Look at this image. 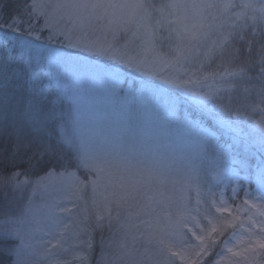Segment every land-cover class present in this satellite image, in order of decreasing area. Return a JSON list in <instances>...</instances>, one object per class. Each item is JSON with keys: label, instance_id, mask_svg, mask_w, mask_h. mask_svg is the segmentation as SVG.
I'll use <instances>...</instances> for the list:
<instances>
[{"label": "snow or ice", "instance_id": "obj_1", "mask_svg": "<svg viewBox=\"0 0 264 264\" xmlns=\"http://www.w3.org/2000/svg\"><path fill=\"white\" fill-rule=\"evenodd\" d=\"M0 264H264V0H0Z\"/></svg>", "mask_w": 264, "mask_h": 264}, {"label": "rangeland", "instance_id": "obj_2", "mask_svg": "<svg viewBox=\"0 0 264 264\" xmlns=\"http://www.w3.org/2000/svg\"><path fill=\"white\" fill-rule=\"evenodd\" d=\"M89 116H91V118L93 120H95L98 124H103L105 119H106L104 112L99 110V109L94 114H90V113L86 112V114H85L86 122H87Z\"/></svg>", "mask_w": 264, "mask_h": 264}]
</instances>
